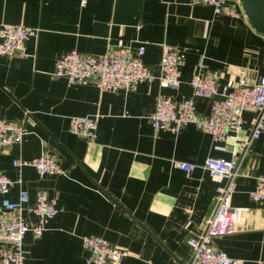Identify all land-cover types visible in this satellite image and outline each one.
Here are the masks:
<instances>
[{
	"label": "crops",
	"instance_id": "1",
	"mask_svg": "<svg viewBox=\"0 0 264 264\" xmlns=\"http://www.w3.org/2000/svg\"><path fill=\"white\" fill-rule=\"evenodd\" d=\"M0 22L38 28L25 51L0 54V118L22 121L21 142L0 148V171L21 178L9 192L26 187L34 203L39 188L56 197L59 211L44 222L42 234L25 236V264H85L90 252L83 234H96L128 249L124 264H188V239L204 231L215 207L219 178L203 162L209 155L234 159L251 135L254 110L244 112L235 137L215 141L186 124L179 133L156 131L151 114L161 94L191 96L196 72L216 69L221 82L235 85L264 75V33L247 15L215 14L213 6L193 0H0ZM123 38L134 48L146 45L145 63L155 77L129 89L101 90L95 81L68 83L54 74L57 58L78 49L104 52ZM166 46L179 50L181 81L160 83L159 64ZM212 98L196 97L202 114ZM98 117L94 138L70 131L73 115ZM45 149L65 173L40 176L32 165H14ZM193 161L191 171L175 160ZM264 173V132L241 159L232 203L246 207L240 229L215 238V244L243 264H264V198L251 190ZM0 192V215L3 214ZM33 223L39 215L24 210Z\"/></svg>",
	"mask_w": 264,
	"mask_h": 264
},
{
	"label": "built area",
	"instance_id": "2",
	"mask_svg": "<svg viewBox=\"0 0 264 264\" xmlns=\"http://www.w3.org/2000/svg\"><path fill=\"white\" fill-rule=\"evenodd\" d=\"M87 0H82L85 4ZM194 3L213 6L215 14L230 16L246 15L240 0H193ZM37 27L27 24L0 22V54L12 55L25 51L26 43L36 35ZM146 45L134 48L123 38L110 44L98 54L71 49L60 55L55 64L54 74L67 77L68 83H88L95 81L101 90L119 89L136 86L155 77L154 70L144 61ZM160 83L164 86L177 85L181 81V56L179 50L166 46L160 64ZM191 83L193 94L182 99L171 95H159L156 108L151 114V122L156 131L169 130L175 134L188 123H193L203 131L210 133L215 141H226L235 137L244 127V112L254 110V126L251 135L242 146L239 157L228 159L209 155L203 162L211 175L219 178L215 207L208 216L203 232L188 239L193 255L188 264H243V259L233 257L215 244V238L240 229L246 207L232 203L233 193L237 189V177L241 159L253 151V142L264 132V75L256 82L242 76L238 83H222L220 72L207 69L196 72ZM218 95L224 98H218ZM196 97L212 98L208 114L198 111ZM98 127V117L91 114L73 115L69 129L72 133L94 138ZM27 129L22 121L0 118V148L21 142ZM175 163L185 171H191L197 163L177 159ZM32 165L40 176L65 173L64 167L55 154L45 149L40 155L14 160V165ZM22 179L13 178L0 171V192L3 214L0 215V264H25V236L29 230L35 235L43 233L44 222L52 219L59 211L56 197H51L45 188L36 192L34 203L30 202V193L26 187L20 189L19 197L11 199V188ZM255 200L264 198V173L258 175V182L251 190ZM24 210L40 216V223H33L24 215ZM82 242L90 254L85 264H124L128 249L111 243L102 236L88 233L82 235Z\"/></svg>",
	"mask_w": 264,
	"mask_h": 264
},
{
	"label": "water",
	"instance_id": "3",
	"mask_svg": "<svg viewBox=\"0 0 264 264\" xmlns=\"http://www.w3.org/2000/svg\"><path fill=\"white\" fill-rule=\"evenodd\" d=\"M252 25L264 33V0H240ZM218 98H224L218 95Z\"/></svg>",
	"mask_w": 264,
	"mask_h": 264
}]
</instances>
